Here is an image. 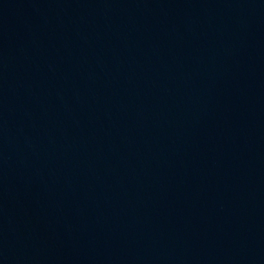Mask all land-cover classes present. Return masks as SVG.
I'll return each instance as SVG.
<instances>
[{"label":"water","instance_id":"water-1","mask_svg":"<svg viewBox=\"0 0 264 264\" xmlns=\"http://www.w3.org/2000/svg\"><path fill=\"white\" fill-rule=\"evenodd\" d=\"M0 264H264V0H0Z\"/></svg>","mask_w":264,"mask_h":264}]
</instances>
